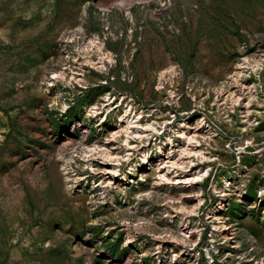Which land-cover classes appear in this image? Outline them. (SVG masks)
<instances>
[{"label": "rangeland", "instance_id": "rangeland-1", "mask_svg": "<svg viewBox=\"0 0 264 264\" xmlns=\"http://www.w3.org/2000/svg\"><path fill=\"white\" fill-rule=\"evenodd\" d=\"M127 111L157 130L105 187L78 153ZM194 128L204 179L166 183ZM0 264H264V0H0Z\"/></svg>", "mask_w": 264, "mask_h": 264}, {"label": "bare ground", "instance_id": "bare-ground-1", "mask_svg": "<svg viewBox=\"0 0 264 264\" xmlns=\"http://www.w3.org/2000/svg\"><path fill=\"white\" fill-rule=\"evenodd\" d=\"M89 42H91L90 39H88V44ZM105 59H110V58L106 54L100 56L99 63L102 65ZM53 77L58 79H64L66 77V74L64 71H60L59 73H55ZM106 97H107L105 100L106 102L102 104V107L106 106L107 107L106 110H108V105L111 102L110 101L111 97L110 96H106ZM249 104L250 102L246 101L243 106L247 112L249 111ZM97 109H98L97 107H93V111H97ZM130 114L131 111H127L119 119L121 120V123H119L120 133H123L124 136L123 141L126 149V153L123 156L119 155V152L118 150H116L115 147H111L109 149L107 145L105 144L100 145L97 143L87 146L86 149L83 150V152L78 153V155L82 159L86 160L88 166L91 167V169L95 170V173H100L101 178L99 184L103 183L105 187H110L113 184V180L117 175L119 163L120 161H123L121 159L128 160L130 154H132L131 150L137 146L133 144H135V142H138V144H140L144 140L148 141V138L152 136L151 134H153V131L157 130V128L154 126L153 123L143 122L144 116L141 113H136L132 116ZM202 121L203 119L201 121H197L196 127H200V125L203 123ZM181 127L185 128L189 126H187L186 124H182ZM159 138L160 136L157 137V139ZM179 138L180 141L178 140L179 142L178 144H176L177 145L176 148L174 147L176 149L175 152L166 155L160 161L159 160L156 161L157 166L161 165V169L159 170L158 176L161 180H165L166 183H170L173 181V183L193 186L200 180L204 179V175H206L207 171L202 173L201 168H197L195 169V171L190 172V167L193 165L195 158L200 160L208 159V158L205 157L203 152L200 151L199 138L196 129L195 132L189 129L178 130V139ZM143 146L144 144L140 147V150L143 148ZM144 159L145 158L143 155V160ZM72 160H73L72 158L65 160L62 168L67 182L75 181L77 176L73 174L70 170L71 169L70 161ZM99 169L101 170L99 171ZM67 184H70V187H72L71 182ZM198 197L199 196L196 194L194 199L200 202V199ZM198 205L196 204L194 205L195 207L192 208L193 209L197 208ZM179 209L181 212L179 213L180 217L174 230L175 239H177L181 243H185L190 240V236H191V234L186 235L187 227L185 222H187L188 220L189 211L192 212L194 210L190 209L188 211L187 209V211H185L186 209L184 206H181ZM182 210H184V212H182ZM215 227L217 228V226Z\"/></svg>", "mask_w": 264, "mask_h": 264}, {"label": "built area", "instance_id": "built-area-1", "mask_svg": "<svg viewBox=\"0 0 264 264\" xmlns=\"http://www.w3.org/2000/svg\"><path fill=\"white\" fill-rule=\"evenodd\" d=\"M161 135H162V134H161ZM161 135H160V136H161ZM163 137H164V136L162 135L161 138L158 139V141L161 140V139H163ZM156 140H157V139H156ZM157 147H160V145H158ZM218 193H219V194H223V191L218 192ZM197 208H198V207H197Z\"/></svg>", "mask_w": 264, "mask_h": 264}]
</instances>
